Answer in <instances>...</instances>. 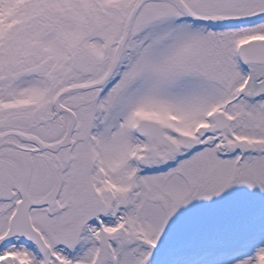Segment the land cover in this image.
<instances>
[{"label": "snow or ice", "instance_id": "1", "mask_svg": "<svg viewBox=\"0 0 264 264\" xmlns=\"http://www.w3.org/2000/svg\"><path fill=\"white\" fill-rule=\"evenodd\" d=\"M0 264H264V0H0Z\"/></svg>", "mask_w": 264, "mask_h": 264}]
</instances>
